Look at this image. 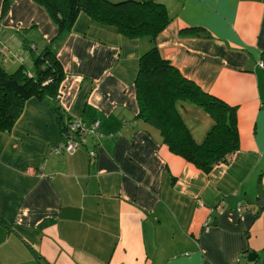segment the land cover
I'll return each mask as SVG.
<instances>
[{
	"label": "crops",
	"instance_id": "obj_1",
	"mask_svg": "<svg viewBox=\"0 0 264 264\" xmlns=\"http://www.w3.org/2000/svg\"><path fill=\"white\" fill-rule=\"evenodd\" d=\"M159 1L171 17L156 38L161 55L238 108L240 148L205 173L138 116L146 38L84 12L60 30L34 0H0V65L32 75L50 46L65 72L62 112L102 122L87 145L55 152L63 137L53 99L31 97L0 131V264H264V0ZM191 27L201 30L181 32ZM181 110L201 142L211 118Z\"/></svg>",
	"mask_w": 264,
	"mask_h": 264
},
{
	"label": "trees",
	"instance_id": "obj_2",
	"mask_svg": "<svg viewBox=\"0 0 264 264\" xmlns=\"http://www.w3.org/2000/svg\"><path fill=\"white\" fill-rule=\"evenodd\" d=\"M43 6L60 30H70L80 13L130 39L146 38L149 49L139 59L135 81L139 117L156 127L170 150L193 163L205 173L222 163H229L240 148L238 108L203 91L186 79L156 44L158 34L171 22L166 5L159 0H34ZM4 4L0 19L6 15ZM201 28L182 29V33L197 34ZM65 77L56 52L47 46L34 57V72L24 68L9 73L0 65V131L8 133L21 116L25 102L31 97L53 99L61 133L70 116L58 103L60 87ZM186 103L202 108L212 120L204 139L198 142L182 114ZM60 115L63 117L60 119ZM64 136V134H63ZM62 136V137H63Z\"/></svg>",
	"mask_w": 264,
	"mask_h": 264
},
{
	"label": "built area",
	"instance_id": "obj_3",
	"mask_svg": "<svg viewBox=\"0 0 264 264\" xmlns=\"http://www.w3.org/2000/svg\"><path fill=\"white\" fill-rule=\"evenodd\" d=\"M260 67L264 70V62L260 61ZM101 120L95 119L94 121L87 122L78 117H71L69 123L66 125L65 131L62 133L63 139L60 145L55 147L53 151L62 152L66 151L68 153H74L78 148L85 146L89 142V136L98 134L101 127ZM89 156L94 159L97 156V151L95 149L89 150ZM241 206V204H239ZM216 209L221 211L218 206ZM240 211V207L238 208ZM210 221H206V227H209Z\"/></svg>",
	"mask_w": 264,
	"mask_h": 264
},
{
	"label": "water",
	"instance_id": "obj_4",
	"mask_svg": "<svg viewBox=\"0 0 264 264\" xmlns=\"http://www.w3.org/2000/svg\"><path fill=\"white\" fill-rule=\"evenodd\" d=\"M200 35H202V36H208L207 34H205V33H200ZM63 116L62 115H60V119L62 118ZM260 206H264V198L263 197H261L260 198V202L258 203ZM251 256H256V255H254V253H251V255H249V260H251Z\"/></svg>",
	"mask_w": 264,
	"mask_h": 264
},
{
	"label": "rangeland",
	"instance_id": "obj_5",
	"mask_svg": "<svg viewBox=\"0 0 264 264\" xmlns=\"http://www.w3.org/2000/svg\"><path fill=\"white\" fill-rule=\"evenodd\" d=\"M114 1H117V0H114ZM31 76V75H30ZM61 97V94H59L58 95V99ZM187 104H189V105H191L192 107H195L196 109H200L201 111H203L200 107H198V106H196V105H194V104H191V103H187ZM204 112V111H203ZM203 135H197V139H200L201 137H202Z\"/></svg>",
	"mask_w": 264,
	"mask_h": 264
}]
</instances>
